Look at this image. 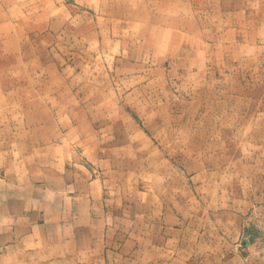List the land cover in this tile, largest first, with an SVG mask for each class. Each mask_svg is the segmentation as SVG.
I'll list each match as a JSON object with an SVG mask.
<instances>
[{"label": "crops", "instance_id": "0c3cea01", "mask_svg": "<svg viewBox=\"0 0 264 264\" xmlns=\"http://www.w3.org/2000/svg\"><path fill=\"white\" fill-rule=\"evenodd\" d=\"M94 5L139 120L73 117L65 54L0 6V264H264V0Z\"/></svg>", "mask_w": 264, "mask_h": 264}, {"label": "rangeland", "instance_id": "374dc122", "mask_svg": "<svg viewBox=\"0 0 264 264\" xmlns=\"http://www.w3.org/2000/svg\"><path fill=\"white\" fill-rule=\"evenodd\" d=\"M54 2L52 11L48 4ZM95 0H0V6L7 10V16L13 22H22L24 35L38 37L39 40L49 39L48 50L54 48L56 53H64L68 65L71 68L70 95L65 94V101L71 102L72 116L76 118L90 119L91 121H104L109 118L126 121L128 118L139 120L142 118V110L123 109L128 100L125 94L111 93L113 84L111 74L120 70L122 62L107 58L99 60L96 45L94 43L99 30L95 29ZM37 11L31 12L32 7ZM54 21L55 29L48 35L46 30L47 21ZM38 27L39 30L29 31L30 27ZM28 27V28H26ZM100 37V36H99ZM110 42L104 46L112 50ZM45 46V45H44ZM47 46V45H46ZM46 48V47H45ZM46 53V50H40ZM42 54V53H41ZM119 68V69H118ZM102 75L104 77H102ZM108 77H107V76ZM124 90V89H123ZM152 96V100L154 95ZM119 102L120 109H111L112 102ZM83 131L86 127H82ZM94 128V127H93ZM120 132L125 134L127 127H119ZM142 128V126H141ZM98 130L103 133L110 132V126H99ZM106 144V143H104ZM93 163L94 159H86ZM127 158H119L118 162L126 163ZM142 165V159H131Z\"/></svg>", "mask_w": 264, "mask_h": 264}]
</instances>
